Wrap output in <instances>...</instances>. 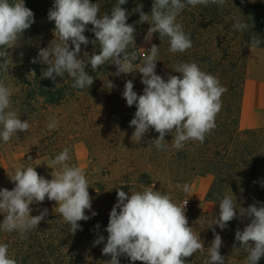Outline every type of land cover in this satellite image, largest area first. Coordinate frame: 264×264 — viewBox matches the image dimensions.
Returning <instances> with one entry per match:
<instances>
[{"label":"clouds","instance_id":"9594fccd","mask_svg":"<svg viewBox=\"0 0 264 264\" xmlns=\"http://www.w3.org/2000/svg\"><path fill=\"white\" fill-rule=\"evenodd\" d=\"M127 0H117L109 12L101 15L98 3L91 0H54L48 11V20L54 22V39L48 47L40 48L38 56L32 63L47 65L42 70V78L53 82L65 73L74 83L73 88H90L94 77L85 70L89 65L95 71L106 62L115 65V75L141 74V83L145 86L143 93L134 91L132 80L124 85L122 97L127 106L135 105L136 111L130 121L134 127L132 137L141 141L150 129L158 133V137L149 142L158 150H167L165 136L172 135L171 146L182 149L186 142L198 141L203 144L205 138L216 127V117L222 109V95L227 88L222 86L218 77L209 74L195 62L179 63L175 66L180 75H167L165 80L156 73L159 46L151 44L145 52L142 64L137 68L136 51L129 53V45L135 46L136 28L129 24L130 13L125 5ZM216 4L223 6L225 0H153L150 14L138 4L134 12L139 13L135 23H148L145 41L150 42L154 33L159 38L169 39V51L185 52L192 47L190 36L183 26L177 22V17L187 7L196 5ZM35 23L34 12L25 5V0H0V58L7 67L12 63L8 49L14 48L23 33ZM91 25L89 29L87 26ZM235 30L244 31L248 24L235 20ZM94 33L95 39L89 40L86 31ZM261 39L253 35L249 48L255 51L261 46ZM92 43L100 46L98 53H83L81 46ZM139 50V51H140ZM109 86L113 84L109 81ZM12 90L0 82V138L7 143L17 132L30 128L27 120H22L12 109ZM58 127L55 118L47 124L49 130ZM30 159V158H29ZM70 149L63 151L52 160V165L59 171H52V179L41 176L36 167L17 168L9 179L14 188L0 189V213L4 219L0 229L4 232H18L21 239L27 238L30 230L38 225L48 215V209L31 215L32 204H40L47 200L55 201L56 211L60 214L69 231L75 234L83 230L80 221H87L97 215L92 210V196L85 171L69 163ZM184 193L191 191L188 183L177 184ZM264 187V185H262ZM155 184L146 186L142 191H131L129 196L121 188H117V201L109 213V222L105 231L107 238L98 235L93 245L103 244L102 255L110 256L105 264H120V257H127L132 264H186V259L198 251H205L200 235L189 226L185 215L188 200L183 204L173 202L170 195L154 190ZM91 212V216L86 214ZM239 213V216H238ZM237 218H246L248 222L243 230L235 231V241L239 249L247 253L245 264H258L264 257V202L255 201L248 207H237L233 194L225 195L219 202V214L212 225L225 230L229 223ZM99 230L100 225H95ZM214 238L207 248L209 260L207 264H225L221 255L222 237L215 232ZM0 264H18L9 256V245L0 243Z\"/></svg>","mask_w":264,"mask_h":264},{"label":"trees","instance_id":"16d2710c","mask_svg":"<svg viewBox=\"0 0 264 264\" xmlns=\"http://www.w3.org/2000/svg\"><path fill=\"white\" fill-rule=\"evenodd\" d=\"M91 2L99 4L101 15H103L104 12L110 13L117 0H91ZM53 3L54 0H25V5L34 12L35 23L23 33L14 48L8 49L12 63L5 67L2 63L3 58H0V82L6 86V79L12 78L10 80L18 90L21 103L29 102L53 107L82 94L89 97L91 101L94 100L95 104H101L103 100L110 102L114 93H123L127 80L133 81L134 91L138 95L142 94L145 86L141 83V74L134 71L132 74L117 76L115 75L117 68L110 64V61L95 71L91 70L90 65L85 69L95 78L90 88H73L74 81L67 73L63 77H57L55 82L42 78V70L46 69L47 65L31 61L38 56L40 48L51 46L49 43L54 39V22L47 18ZM152 3L153 0H127V3L121 6L130 13L128 23L134 24L136 28L135 46L129 45L128 51L131 53L137 50V58L133 61L137 68L142 64L144 56L138 49V40L141 35L147 33L150 25L135 23L139 20V13L134 12V9L138 4H142V10L150 14ZM235 20L247 23L248 28L244 31L235 30L233 28ZM177 22L190 36L192 47L182 53H172L169 51V39L167 37L160 39L159 34L154 33L153 44L159 46L156 70L167 80L168 74L180 75L174 72L177 64L195 62L201 70L218 77L227 91L221 98L222 109L216 117L217 127L206 136L203 144L198 141H189L180 150L171 146L172 135H166L165 143L167 149L172 150L170 160H174L175 167L168 169L165 166H153L152 170L137 168L133 171V181L130 180L120 187L125 192L134 188L136 191H142L146 186H150L151 175L157 174L163 186H156L154 190L170 195L173 202L177 204H183L187 201L186 193L176 185L190 184L198 175H211L212 182L204 200L212 203L213 208L206 211L190 201L185 208L189 226L200 235L205 246L203 253L198 251L187 258L186 264H207L209 260L207 248L214 238L213 228L222 237L220 253L225 257V264H245L247 253L239 249V244L234 237L235 231L238 228L242 231L250 221L246 218L234 219L225 230L212 224L219 214V202L225 195L233 194L237 207L240 205L246 208L255 201L264 202V187H262L264 185V127L259 129H241L240 127L251 37L258 36L262 41L260 47H264V0H225L222 7L211 3L206 6H187L177 17ZM87 27L92 28L91 25ZM85 35L90 41L95 39L94 33L90 30L86 31ZM3 50L0 49V51ZM99 50L98 43L96 46L92 43L86 47L82 45L81 57L84 52L91 54L98 53ZM109 81L113 84L112 88L109 86ZM106 105L102 108L104 119L110 118L114 112L132 119L136 111L135 106L120 110L110 103ZM158 135L150 129L140 142L127 138V145L136 148L128 157L151 156L153 150L148 148L156 147L154 144L149 146V142ZM49 152L52 159L61 153L59 150ZM70 156V164L75 165L73 150H70ZM89 186L88 191L93 198L92 210L97 215L87 221L78 222L83 230H77L75 234H72L69 226L53 208L48 210V215L37 229L27 233L26 239H21L18 232L7 233L0 229V243L9 245V256L16 259L18 264H105V261L110 260V256L102 255L104 245L94 246L93 242L98 235L107 238L105 228L109 222V213L117 201V190L109 194L103 187ZM2 188L11 190L14 186L0 187ZM48 206L47 201L30 205L33 209L31 215H38L40 210ZM86 214L91 216L88 210ZM3 219V213H0V223ZM97 224L100 225L99 230L95 228ZM119 259L120 264H132L125 256ZM135 264H141V262L137 261ZM258 264H264V257L258 261Z\"/></svg>","mask_w":264,"mask_h":264},{"label":"rangeland","instance_id":"374dc122","mask_svg":"<svg viewBox=\"0 0 264 264\" xmlns=\"http://www.w3.org/2000/svg\"><path fill=\"white\" fill-rule=\"evenodd\" d=\"M146 34L141 35L138 40L139 50L150 49L151 44L154 43L153 36L150 42L145 41ZM140 52L145 55L144 51L140 50ZM156 73L159 75L157 70ZM10 79L8 77L5 82L12 90L11 110L16 111L22 120H27L30 128L24 132H17L7 143L0 138V187L15 186L10 181L9 175L14 174L17 168L27 166L36 167V171L41 176L52 179V171H59V168L52 165L53 159L49 156V151L62 152L65 147L73 150L75 165L85 171L89 185L103 187L109 194L118 187L126 185V182L133 181V171L137 168L152 170L153 166H165L168 169L175 167L174 160H170L172 152L170 148L169 150L148 148L153 150V153L147 158L128 157L132 150H136L126 143L127 138L135 140L132 137L134 127L129 126L131 119L116 112L111 114L110 118L104 119L102 114V108L108 103L120 110L135 106H127L121 93H114L110 102L103 100L101 104H95L94 100L91 101L82 94L67 99L59 106H42L29 102L21 103L18 90ZM252 117L249 109V116L246 118L251 120ZM53 118L57 120L58 127L49 130L47 124ZM240 127L247 129L242 117ZM150 178V186L152 184H155V187L163 186L157 174L151 175ZM211 182L212 176L209 174L193 178L190 183L191 191L186 193V199L210 211L213 205L205 201L204 197ZM131 191L136 190L134 188L126 193L130 196ZM45 201L49 203V206L45 207L48 210L57 207L55 201H49L47 198Z\"/></svg>","mask_w":264,"mask_h":264},{"label":"crops","instance_id":"0c3cea01","mask_svg":"<svg viewBox=\"0 0 264 264\" xmlns=\"http://www.w3.org/2000/svg\"><path fill=\"white\" fill-rule=\"evenodd\" d=\"M252 119L249 116V109ZM242 119L247 129L264 127V47L255 51L249 49L247 56V77L243 96Z\"/></svg>","mask_w":264,"mask_h":264}]
</instances>
